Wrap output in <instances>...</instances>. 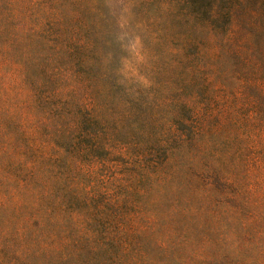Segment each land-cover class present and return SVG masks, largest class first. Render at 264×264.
Listing matches in <instances>:
<instances>
[{
	"label": "rangeland",
	"instance_id": "rangeland-1",
	"mask_svg": "<svg viewBox=\"0 0 264 264\" xmlns=\"http://www.w3.org/2000/svg\"><path fill=\"white\" fill-rule=\"evenodd\" d=\"M223 21L226 26L218 27ZM188 42L219 45L213 80L236 93L247 83L243 57L264 51V0H0V264L39 260L30 263L5 245L3 222L13 218L15 225L23 217L27 194L7 166L20 160L12 127L21 125L49 147L69 145L74 118L57 114L51 104L81 100L89 88L107 121L103 138L117 147L142 141L141 130L151 127L148 120V129L143 127V117L166 113L145 104L138 113L140 98L147 100L150 91L149 101L195 91L197 75L193 88L184 82L185 69L199 67L198 46ZM38 88L44 94L39 106ZM243 93L254 90L245 87ZM113 162H96L94 174L82 181L114 188ZM216 169L230 170L221 161ZM208 183L195 181L198 194L156 186L158 195H151L149 212L136 224L134 264H264V200L252 204L247 191ZM12 209H19L17 217Z\"/></svg>",
	"mask_w": 264,
	"mask_h": 264
},
{
	"label": "trees",
	"instance_id": "trees-1",
	"mask_svg": "<svg viewBox=\"0 0 264 264\" xmlns=\"http://www.w3.org/2000/svg\"><path fill=\"white\" fill-rule=\"evenodd\" d=\"M226 24L223 21L218 27ZM188 43L199 49L195 50L198 69L188 67L184 72L186 88H193L197 75L195 91L182 98L155 95L149 101L150 91L147 100L140 98L138 113L141 104L166 113L143 117V127L148 129V121L151 127L141 130L142 141L121 142L125 145L117 147L105 140L103 107L91 99L89 88L81 100L51 104L57 114L74 118L69 145L58 142L49 147L21 125L12 127L17 142L14 151L20 160L9 159L7 166L28 195L22 196L23 217L15 225L13 218L3 222L10 251L30 263L37 257L34 264H134L138 255L135 237L140 231L136 224L139 216L149 212L145 209L151 195H158V185L198 194L194 183L203 179L209 181L207 186L223 183L230 192L235 187L237 194L247 191L253 196L252 204L255 198L264 200V51L243 57L247 83L233 93L213 80L222 58L219 45ZM183 58L189 61L187 54ZM245 87L254 94L243 93ZM35 94L39 106L44 94L39 88ZM96 127L98 132L92 130ZM206 155L208 160L203 163ZM101 160L114 161L118 174L114 188L97 189L82 181L94 174L93 165ZM220 161L229 173L216 169ZM101 182L106 183L105 179ZM12 212L17 217L19 209Z\"/></svg>",
	"mask_w": 264,
	"mask_h": 264
}]
</instances>
